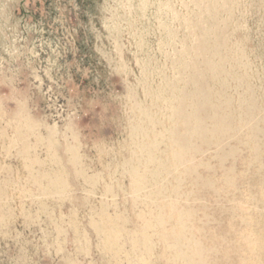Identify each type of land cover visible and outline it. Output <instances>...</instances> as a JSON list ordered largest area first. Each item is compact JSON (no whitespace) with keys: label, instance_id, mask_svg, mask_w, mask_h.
Masks as SVG:
<instances>
[{"label":"rangeland","instance_id":"rangeland-1","mask_svg":"<svg viewBox=\"0 0 264 264\" xmlns=\"http://www.w3.org/2000/svg\"><path fill=\"white\" fill-rule=\"evenodd\" d=\"M215 1L229 42L242 46L252 65L249 74L260 77V82L252 79L251 84L262 86L263 92L258 93L264 94V0ZM209 4L215 2L0 0V264H115L95 249L96 237L84 225L85 207L38 197L24 160L17 156L18 146H11L14 128L19 117L32 119L42 135L46 128L62 133L71 128L61 142H72L74 137L84 172L103 180L89 188L95 195L88 200L83 180L70 181L80 205L84 201L97 205L101 185L109 184L117 196L116 216L125 221L127 229L140 227L137 216L142 210L125 201L129 179L120 177L121 162L129 157L125 142L129 139L130 97L147 105L138 82L142 70L149 67L148 78L158 80L152 72L165 69V53L173 55L172 48L181 49L172 43L169 47L168 34L161 26L167 24L177 32L180 23L174 21V12L189 19L200 6ZM165 42L167 46L162 45ZM260 104L264 106V100ZM28 143L31 157L47 159L45 148H35L34 137L29 136ZM249 157L244 150L236 159L233 177L240 191L229 189L219 201L203 195L209 207L199 210L198 217L210 216L202 244L213 249L208 257L211 264H264V168L258 172L249 168ZM212 178L222 190L220 171ZM40 202L51 212L59 232L39 213ZM223 206L230 211L223 212ZM109 212L114 215V208ZM61 213L65 221L72 218L82 223L76 226L77 235L57 221ZM58 241L60 249L55 244ZM119 241L127 251V238ZM86 244V251L75 252ZM160 247L155 245L145 261L164 264ZM118 264L128 262L121 256Z\"/></svg>","mask_w":264,"mask_h":264},{"label":"bare ground","instance_id":"bare-ground-1","mask_svg":"<svg viewBox=\"0 0 264 264\" xmlns=\"http://www.w3.org/2000/svg\"><path fill=\"white\" fill-rule=\"evenodd\" d=\"M213 1L214 5L200 6L189 19L174 12V21L180 23L177 32L167 24L161 26L168 34L169 47L172 43L181 49L172 48L173 55L165 53V69L157 67L159 71L152 72L158 80L148 78L149 67L142 70L143 80L138 82L147 105L130 97L133 103L128 117L129 139L125 142L129 157L121 162L120 177L129 179L128 190L124 191L129 198L125 201L142 210L137 216L140 227L127 229L125 221L116 216L117 196L109 184L101 185L97 205L89 206L86 201L80 205L70 181L83 180L88 200L95 195L89 188L103 180L84 172L74 137L72 142H61L71 128L67 127L65 133L46 128V135H42L39 125L28 117H19L14 128L11 146H18L17 156L24 160L28 180L38 188V197L85 207L84 225L96 237L95 249L115 264L121 256L128 264H152L145 261V256L152 255L157 244L161 245L159 258L164 264H211L208 257L213 249L202 244L210 216L198 217L199 210L209 207L203 195L210 194L219 201L222 193H230L229 189L240 191L233 175L236 159L244 150L250 155L249 168L256 172L264 168V106L260 104L264 94L258 93L263 92L262 86L250 82H260V77L249 74L252 65L242 46L229 42L225 21L219 17L217 1ZM29 136L35 138V148L47 150L46 160L31 157ZM217 170L222 190L212 178ZM2 198L0 191L1 204ZM39 206V213L59 232L47 206L42 202ZM110 208H114V215ZM221 208L225 213L231 209ZM57 221L75 235L76 226L82 224L72 218L65 221L63 213ZM122 237L127 238V251L119 241ZM55 244L60 249L59 241ZM87 247H77L75 252L86 251Z\"/></svg>","mask_w":264,"mask_h":264}]
</instances>
